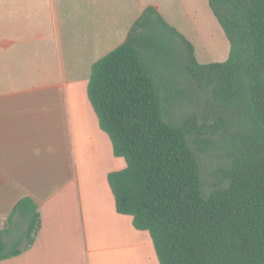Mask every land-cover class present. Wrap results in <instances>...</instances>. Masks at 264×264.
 <instances>
[{
  "label": "crops",
  "instance_id": "0c3cea01",
  "mask_svg": "<svg viewBox=\"0 0 264 264\" xmlns=\"http://www.w3.org/2000/svg\"><path fill=\"white\" fill-rule=\"evenodd\" d=\"M150 6L200 63L228 59L209 0H0V231L24 247L27 220L8 217L26 197L40 212L33 244L0 264H160L151 233L117 211L108 175L127 162L88 96L93 65Z\"/></svg>",
  "mask_w": 264,
  "mask_h": 264
},
{
  "label": "trees",
  "instance_id": "16d2710c",
  "mask_svg": "<svg viewBox=\"0 0 264 264\" xmlns=\"http://www.w3.org/2000/svg\"><path fill=\"white\" fill-rule=\"evenodd\" d=\"M209 2L231 42L227 60L200 63L192 43L150 6L93 65L88 96L127 162L108 175L117 211L151 233L160 264H264V0ZM162 27L180 36L191 80L211 95L215 108L202 121L196 113L178 124L165 117L167 99L185 91L163 93L146 64ZM216 134L227 143L229 184L206 195L192 145L200 150ZM16 214L28 222L26 244L9 242L11 229H2L0 260L28 249L40 228L31 198L16 205L9 224Z\"/></svg>",
  "mask_w": 264,
  "mask_h": 264
},
{
  "label": "rangeland",
  "instance_id": "374dc122",
  "mask_svg": "<svg viewBox=\"0 0 264 264\" xmlns=\"http://www.w3.org/2000/svg\"><path fill=\"white\" fill-rule=\"evenodd\" d=\"M158 32L155 35L157 40L155 48L145 56L146 64L163 93L167 92V88H180L185 91L182 97L171 95V98L167 99L166 119L178 124L193 113L200 117L205 111L215 108L208 89L197 86L189 76L186 67L188 53L184 44L164 27ZM199 120L203 119L200 117ZM210 139L200 150L195 144L192 145L198 154L202 189L206 195L216 188L226 187L229 184L227 143L221 138V134H216Z\"/></svg>",
  "mask_w": 264,
  "mask_h": 264
}]
</instances>
